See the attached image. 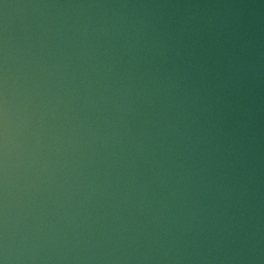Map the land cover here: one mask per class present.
I'll use <instances>...</instances> for the list:
<instances>
[{
	"label": "water",
	"instance_id": "1",
	"mask_svg": "<svg viewBox=\"0 0 264 264\" xmlns=\"http://www.w3.org/2000/svg\"><path fill=\"white\" fill-rule=\"evenodd\" d=\"M0 264H264V0H0Z\"/></svg>",
	"mask_w": 264,
	"mask_h": 264
}]
</instances>
